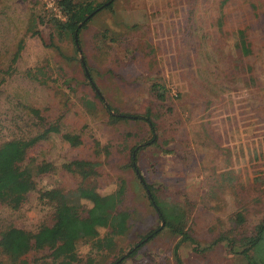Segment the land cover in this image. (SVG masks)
I'll list each match as a JSON object with an SVG mask.
<instances>
[{"label":"rangeland","instance_id":"374dc122","mask_svg":"<svg viewBox=\"0 0 264 264\" xmlns=\"http://www.w3.org/2000/svg\"><path fill=\"white\" fill-rule=\"evenodd\" d=\"M71 1L91 8L107 0ZM220 1L111 0L80 30L77 52L71 37H58L48 22L50 15L60 17L53 0H0V144L28 139L56 119L60 133L27 151L26 162L50 169L34 177V189L17 210L0 205V233L50 226L52 203L40 193L70 192L81 184L118 190L128 230L105 252L78 243L71 264H107L159 226L128 168L131 148L149 137L147 125L110 121L85 82L84 63L114 112L149 111L154 144L138 152L136 166L158 201L185 211L197 248L252 234L264 214V0H230L219 8ZM239 28L250 43L246 57L234 46ZM153 81L163 87L164 101L149 93ZM62 133L77 135L80 145L69 146ZM86 163H95V175L82 180L73 169ZM176 241L162 230L121 264H176ZM47 254L31 252L27 263L49 264ZM178 256L182 264H243L224 242L205 252H192L185 242Z\"/></svg>","mask_w":264,"mask_h":264},{"label":"trees","instance_id":"16d2710c","mask_svg":"<svg viewBox=\"0 0 264 264\" xmlns=\"http://www.w3.org/2000/svg\"><path fill=\"white\" fill-rule=\"evenodd\" d=\"M59 13V18L53 15L48 16V22L57 36L62 38L70 36L78 52V34L91 17L99 10H108L111 0L105 3L89 7L80 2L71 0H53ZM230 0H221L219 8H222ZM223 15L220 12L216 22L217 30H221ZM35 20H31L33 28ZM33 35L36 31L32 30ZM235 44L238 53L246 57L250 51V43L246 39V30L237 29L235 32ZM83 77L86 84L93 92V97L97 100L107 113V117L112 122L140 120L148 128L149 137L140 145H136L130 150L128 168L135 175L149 206L153 209L159 226L149 230L139 237L125 254L118 259L107 264H121L124 260L133 258L137 252L149 241L154 239L162 230L168 231L177 238L172 248V256L176 264H182L178 249L182 243L191 245L192 252H205L217 243L224 242L229 254L238 256L243 264H264V214L253 228L249 236L238 238L219 237L214 239L208 246L198 249L192 237L185 227V211L175 204H167L158 201L153 194V186L147 184L137 168V154L143 148L154 144L155 125L150 120L149 111L141 116H131L114 112L102 99L90 79L89 72L84 63H80ZM149 93L158 101H164L163 87L153 81L149 85ZM89 105V104H88ZM29 113L42 122L38 110L30 109ZM59 133L57 119L38 133L28 139H13L0 144V205L6 206L10 210H17L25 201L26 195L34 189V177L44 174L50 169L47 163L34 165L30 160L26 162L27 151L41 141L47 140L49 134ZM61 138L69 146L80 145L77 135L62 133ZM95 163H86L84 167H77V173L82 180L95 175ZM40 200L52 203L53 216L50 226H42L35 233L8 227L0 233V255L5 257L0 264H28L27 255L31 252L47 251L49 264H71L74 260L73 252L80 242L88 243L91 251L97 253L110 250L112 241L123 236L128 230L129 214L120 209L122 195L118 190L99 192L91 185H79L70 192H63L60 189H52L40 193ZM87 204V206L84 205ZM160 206L164 209L162 211ZM102 230L108 242L102 243L96 237L98 231Z\"/></svg>","mask_w":264,"mask_h":264}]
</instances>
